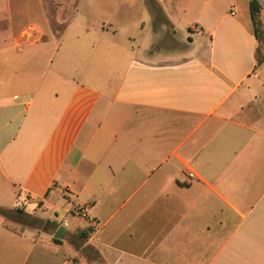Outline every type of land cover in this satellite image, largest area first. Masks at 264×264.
Wrapping results in <instances>:
<instances>
[{
	"label": "crops",
	"instance_id": "1",
	"mask_svg": "<svg viewBox=\"0 0 264 264\" xmlns=\"http://www.w3.org/2000/svg\"><path fill=\"white\" fill-rule=\"evenodd\" d=\"M38 1L41 18L23 28L39 12L0 0V208L22 201L71 232L57 244L0 214V264H264V45L251 0H195L191 22L168 0L148 17L142 0L116 20L161 27L126 41Z\"/></svg>",
	"mask_w": 264,
	"mask_h": 264
},
{
	"label": "rangeland",
	"instance_id": "2",
	"mask_svg": "<svg viewBox=\"0 0 264 264\" xmlns=\"http://www.w3.org/2000/svg\"><path fill=\"white\" fill-rule=\"evenodd\" d=\"M133 0H114L113 3L110 4L107 9L103 5V0H58L54 2L55 6L58 7L60 14L63 16V20H65V23L67 24L68 21L72 18L75 17V20H73L72 24L76 25V30L78 28H92L94 26H100L102 23H107L108 28L110 33H113L114 30H116V38L117 40H122L126 41L128 36L127 34L131 35H136V33L140 29H155L156 27L160 28L161 25L159 24V19L156 18V24L148 22L149 19L142 20L139 22L138 26H134L133 22H120L116 20V14L121 11L124 13H129V14H139L140 11V2L142 0H136L135 3H132ZM12 2V9H19L20 12H25L29 9V5L32 10H35V12H39L38 16L35 17H27L25 14L23 17L18 18L19 24L25 28L27 25L30 23H34L35 20L31 21V19H35L37 17L41 18L40 11L42 10L39 6L41 4V1L38 0H10V3ZM46 0H43V4L45 5ZM146 6L147 8L144 10L147 13V16H152L154 15H159V7L158 4L154 2V0H146ZM167 5L172 4L173 7L176 9V12H180L184 7H186L187 10V15L185 16V21L191 22L192 19H190L191 14L193 13L192 6H196V1L195 0H168L165 1ZM103 6V7H102ZM162 6V5H161ZM163 7V6H162ZM39 21V20H36ZM64 23V24H65ZM146 23V24H144ZM65 24V25H66ZM64 25V26H65ZM55 28L57 30H61L63 27V23H54ZM137 28V29H136ZM177 28V42L179 44L181 42H185L187 44L188 40L186 38V33L187 29H182L181 24H177L175 26ZM126 34V35H124ZM112 36V35H111ZM146 37L142 36L138 38V42L141 43V41H144ZM180 48V46H177V48ZM166 48L165 46H161V49ZM24 202H20V204L17 206V208L21 209L23 213H21L18 217L19 219H12V218H7V222L13 226H15L18 229H34V230H40V232H50L51 234H54L56 232V228L58 225H46L45 220L40 219L38 217L33 216L32 214L28 213L25 208H23ZM58 217L54 218L58 224L60 223H65L64 221L68 219L66 217V214L58 210L57 211ZM76 222L73 224V228H75ZM64 228L63 238L69 237L68 234L71 232V229L68 228L67 226H60Z\"/></svg>",
	"mask_w": 264,
	"mask_h": 264
},
{
	"label": "trees",
	"instance_id": "3",
	"mask_svg": "<svg viewBox=\"0 0 264 264\" xmlns=\"http://www.w3.org/2000/svg\"><path fill=\"white\" fill-rule=\"evenodd\" d=\"M260 4L258 2V0H251L250 1V14H251V18H252V22H253V26H254V34L256 39L259 42V46L260 48L264 45V33H263V24H262V20L260 18ZM21 213H23V211L19 208H15L13 210H7V209H2L0 208V214L2 216H4L5 218H12V219H19L20 217H18ZM46 225H50V222L47 221L45 222ZM58 227L56 228L57 231ZM93 228L90 227L87 230L83 231L80 236L82 238H88L89 234H91L93 232ZM53 241L57 244H60L62 242V240L60 239H55L53 238Z\"/></svg>",
	"mask_w": 264,
	"mask_h": 264
},
{
	"label": "water",
	"instance_id": "4",
	"mask_svg": "<svg viewBox=\"0 0 264 264\" xmlns=\"http://www.w3.org/2000/svg\"><path fill=\"white\" fill-rule=\"evenodd\" d=\"M63 234H64V228L59 227L58 230L56 231V233L54 234V238L61 240L63 238Z\"/></svg>",
	"mask_w": 264,
	"mask_h": 264
},
{
	"label": "built area",
	"instance_id": "5",
	"mask_svg": "<svg viewBox=\"0 0 264 264\" xmlns=\"http://www.w3.org/2000/svg\"><path fill=\"white\" fill-rule=\"evenodd\" d=\"M194 175L193 174H190V177H193Z\"/></svg>",
	"mask_w": 264,
	"mask_h": 264
}]
</instances>
